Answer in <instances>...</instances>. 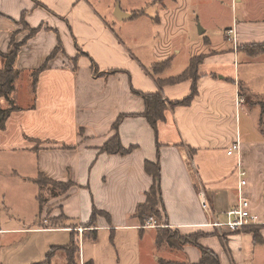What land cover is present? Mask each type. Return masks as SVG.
<instances>
[{
  "label": "crops",
  "instance_id": "1",
  "mask_svg": "<svg viewBox=\"0 0 264 264\" xmlns=\"http://www.w3.org/2000/svg\"><path fill=\"white\" fill-rule=\"evenodd\" d=\"M116 1L0 0V51H7L14 31L16 42L28 35L18 23L23 16L40 31L21 46L16 67L28 71L46 64L38 74L35 108L14 111L0 129V264L43 261L51 247L71 240L72 230L82 264H158L159 258L181 263L183 257L196 264L195 246L157 244L155 227H142L134 217L152 183L144 164L155 160L156 141L168 226L181 235L209 234L198 242L217 253L219 264H264V245H255L252 233L224 232L223 242L202 228L236 205L240 164L247 174L244 195L264 238V52L251 56L242 49L264 44V0H119L131 15L122 20L113 13ZM231 29L235 40L227 34ZM195 57H202L197 93L188 105L164 111L156 137L139 115L144 102L133 89L158 90L150 74L154 63L169 60L158 75L163 79L182 73ZM112 70L118 73L99 75ZM191 83L163 84L162 93L179 101ZM120 114L126 115L117 128L121 144L134 149L99 153ZM236 142L238 150L228 154ZM15 154H23L20 163L28 167L22 181L13 179L9 167ZM38 174L72 183L48 200L46 218L63 216L62 224H35L45 217L33 182ZM19 184L35 187L28 223L11 216L17 210L8 188ZM94 208L108 217L98 214L86 227Z\"/></svg>",
  "mask_w": 264,
  "mask_h": 264
},
{
  "label": "trees",
  "instance_id": "2",
  "mask_svg": "<svg viewBox=\"0 0 264 264\" xmlns=\"http://www.w3.org/2000/svg\"><path fill=\"white\" fill-rule=\"evenodd\" d=\"M18 23L22 26L23 29L29 31L28 35L21 41L16 42L14 37L17 34L16 31L13 32V35L8 43V49L6 52L0 51V57L2 58L3 65L0 67V102L3 100L6 104L5 107L0 105V129L4 128L6 118L13 113L14 111L21 110H29L35 108V96H36V83L38 74L45 68L46 64H43L38 69L24 71L18 69L16 67V57L21 48V46L26 42L29 37H32L38 31H40L39 27L37 28H29L28 25L24 22V17L22 16ZM59 46L50 54L49 58H51L55 53L59 50ZM242 49L246 51L249 55H257L258 53L264 52V44H252L249 46H243ZM202 57L192 58L188 64V66L183 70L182 73L177 76L167 77V78H159L158 75L163 72V69L169 64V60H164L161 63H154L151 67L150 74L155 78L156 84L159 87L155 92L143 93L138 90L133 89V93L138 95L142 102H144V109L139 113L140 116L144 117L148 125L151 127L152 131L155 133L157 137V124L160 121H164V111L168 108H174L179 105H188L192 100L193 96L197 93V66L201 62ZM91 70L94 75H97V70L95 65H91ZM118 73L116 70L112 71H104L100 76L105 74ZM26 80L25 88L28 90L29 96H27V101L24 104L18 103V91L19 88L18 81ZM191 79L192 87L190 93L182 98L179 101H170L168 100L162 93L163 84H175L179 81ZM21 87V86H20ZM24 97V96H23ZM264 106H262L263 108ZM125 114H120L116 121L111 125V129L114 132V135L105 140V142L99 147V153H107V154H127L131 152L134 147L129 146L128 148L122 146L119 134L117 133V128L121 120L125 117ZM80 132V130H79ZM38 143V142H37ZM155 146L157 148L156 158L154 161H145L144 170L147 175L152 177V183L149 190L146 193L145 200L137 204L134 217L140 225L143 226L146 221L150 218H154L155 221L162 219V225L164 230H156L155 234V243L163 244L167 246V248L173 250H181V248L188 244L195 246L198 250H200V257L196 264H219V259L217 253L213 250H210L206 247H203L199 244V239L201 237L209 236V234L197 231L191 234H180L177 230L171 229L168 226L167 221H165V207L162 203V191H160V163L158 161L159 157V144L156 141ZM33 182L38 186L39 191L41 189H47L48 194L50 196H59L67 192L69 187H71L72 183L70 182H55L42 174H38L36 178L33 179ZM38 203L40 202V197L38 195ZM103 215L108 217L106 213L100 212L95 208L92 211L90 220L87 222L92 224L96 215ZM62 217V216H61ZM64 219V218H63ZM159 224V223H157ZM165 227V228H164ZM202 228L211 230V235H217L221 237L215 228H211L208 226H202ZM260 226H245L243 231L252 233L253 235V243L255 245L263 244L264 238L262 237L260 231ZM94 238V236H93ZM70 241L63 246L51 247L46 253V257L43 261L33 262L32 264H51V259L53 257V250H59L66 254V264H75V261L78 260V246L77 242L73 236V230L71 231ZM221 241L222 240L221 237ZM158 264H181L179 262L173 260H164L159 258L157 261ZM88 264V263H83Z\"/></svg>",
  "mask_w": 264,
  "mask_h": 264
},
{
  "label": "rangeland",
  "instance_id": "3",
  "mask_svg": "<svg viewBox=\"0 0 264 264\" xmlns=\"http://www.w3.org/2000/svg\"><path fill=\"white\" fill-rule=\"evenodd\" d=\"M117 1H119V0H117ZM126 22H129V21H126ZM131 24H132V22H131ZM25 83H26V80L21 79L18 81V84H17V85H19V88L17 89V91H18L17 102L21 103V104H24L27 101V96H29L28 90L25 88V85H24ZM5 104L6 103L3 100H1L0 105L5 107ZM21 155H23V154H15V155L11 156V161H10L9 167L11 166L12 169H14L16 172V175H13V177H14L13 179L16 180V178H17L18 180L22 181L21 176H23V174H25V172H27L26 170L28 167L26 165H22V163H20V162H23L22 161L23 159H21ZM22 189H28L27 194L22 195V193L20 192ZM8 190H9V196H10L9 199L12 203L13 210H14V212H15V210H17V212L11 213L13 211H11L9 209L11 216H12V220L14 219V222H16L17 219H19L23 223H28V221L30 220V217H31L30 215L32 213V206H33V203L31 202V198H32L31 193L33 190H35V187L33 185L28 187L27 184H19L18 186L16 185V186H12V187L8 188ZM48 193L49 192L47 189H41L37 193V195H39V197H40V202L38 203L39 208L41 211L45 210L42 214L44 216H45V214L47 216V213H49V210H50L49 208L51 205V204H48V200H49V198H51L50 194H48ZM5 215H6L5 213H2L1 218L3 219L5 217ZM46 216L43 218L39 217L35 224L37 226L47 225V224L58 225V224H62L64 221L63 216L61 217L60 215H58L57 217H54V218H46ZM44 219H48L47 223L44 222ZM153 220L155 221L154 218H153ZM162 222H163L162 219L155 221L156 224L159 223L157 225H160V223H162ZM162 227L156 226L154 229L155 230H158V229L164 230ZM217 233L218 234H224L223 231L217 232ZM157 250H159V249H157ZM54 257H55V264H66V262H67L66 254L62 251L54 249L52 258H54ZM171 258L176 259L175 256H171ZM179 263H180V261H179ZM51 264H54V263L51 262ZM75 264H82V263L80 262V260H77V261H75ZM181 264H187L184 257H183V261H181Z\"/></svg>",
  "mask_w": 264,
  "mask_h": 264
},
{
  "label": "built area",
  "instance_id": "4",
  "mask_svg": "<svg viewBox=\"0 0 264 264\" xmlns=\"http://www.w3.org/2000/svg\"><path fill=\"white\" fill-rule=\"evenodd\" d=\"M227 34L232 35V39H234V31L233 29L228 30ZM239 148V144L236 142L234 143L231 147H229L227 153L231 154L232 152L237 151ZM235 174H237L238 178V183L236 186L237 190V200H236V205L227 209V211L223 214V220L212 218V221L203 224L204 226L208 227H213L215 228L218 232H237V231H242V229L245 226H253L257 225L260 223L259 218L253 214L250 211V204L248 202V199L244 195V187L247 183V174L246 170L238 164L235 170ZM200 205L207 210L208 205L206 203L205 195L203 192H200ZM156 226H161L162 225H157L153 218H150L142 227L146 228H152Z\"/></svg>",
  "mask_w": 264,
  "mask_h": 264
},
{
  "label": "water",
  "instance_id": "5",
  "mask_svg": "<svg viewBox=\"0 0 264 264\" xmlns=\"http://www.w3.org/2000/svg\"><path fill=\"white\" fill-rule=\"evenodd\" d=\"M113 13H114L115 18H117V19H119V20H122V19H125V18H130V17H131L130 14L124 13V12L120 9L119 1H116V4H115L114 9H113ZM199 28H200V27H198V29H199Z\"/></svg>",
  "mask_w": 264,
  "mask_h": 264
}]
</instances>
